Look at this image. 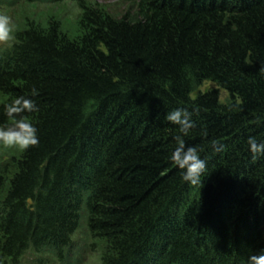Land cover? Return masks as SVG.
I'll return each mask as SVG.
<instances>
[{
  "label": "trees",
  "instance_id": "trees-1",
  "mask_svg": "<svg viewBox=\"0 0 264 264\" xmlns=\"http://www.w3.org/2000/svg\"><path fill=\"white\" fill-rule=\"evenodd\" d=\"M122 1L0 0L16 26L0 126L24 96L39 135L0 147V264H248L264 254V155L247 143H264V0ZM177 108L207 163L197 185L170 159Z\"/></svg>",
  "mask_w": 264,
  "mask_h": 264
},
{
  "label": "clouds",
  "instance_id": "clouds-1",
  "mask_svg": "<svg viewBox=\"0 0 264 264\" xmlns=\"http://www.w3.org/2000/svg\"><path fill=\"white\" fill-rule=\"evenodd\" d=\"M16 26L12 17L6 12L0 11V48H11L16 42ZM264 71V68H260ZM32 96L38 94L33 88ZM5 115L11 121L6 126H0V147L14 148L21 152L27 151L39 144L38 128L24 118V113H32L37 110L32 99L24 96L13 99L4 105ZM166 119L177 125L180 135L176 136L178 146L171 154V161L182 170L181 176L184 182L197 185L207 170L206 161L201 158L199 151L194 146L185 145L184 136H188L190 130L195 127L191 113L183 108H177L169 112ZM250 151L254 154L264 155V143L254 137L247 141ZM248 264H264V254L250 256Z\"/></svg>",
  "mask_w": 264,
  "mask_h": 264
},
{
  "label": "rangeland",
  "instance_id": "rangeland-1",
  "mask_svg": "<svg viewBox=\"0 0 264 264\" xmlns=\"http://www.w3.org/2000/svg\"><path fill=\"white\" fill-rule=\"evenodd\" d=\"M98 1L105 4L107 7H109L110 10L116 13L123 11L126 5L122 0H98ZM212 89H216L218 91L219 99L221 102H224L227 100V93L223 89L216 86L211 81L203 82V84L198 88V90L201 92L212 90ZM195 93L196 92L192 93L191 97H194Z\"/></svg>",
  "mask_w": 264,
  "mask_h": 264
}]
</instances>
